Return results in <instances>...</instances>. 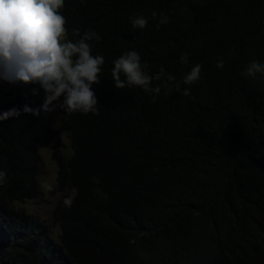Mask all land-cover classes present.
Instances as JSON below:
<instances>
[{
  "label": "trees",
  "instance_id": "trees-1",
  "mask_svg": "<svg viewBox=\"0 0 264 264\" xmlns=\"http://www.w3.org/2000/svg\"><path fill=\"white\" fill-rule=\"evenodd\" d=\"M160 13L169 22L157 29ZM61 14L67 39L79 38L74 28L102 38L91 42L105 59L93 85L99 114L62 110L71 152L54 140L57 238L15 207L40 195L50 113L0 121V264H264V76L242 75L264 63V0H65ZM134 16L147 26L133 28ZM130 50L150 76L175 78L153 80L155 103L114 86L113 61ZM196 64L201 79L183 84ZM44 99L39 85L0 79V114Z\"/></svg>",
  "mask_w": 264,
  "mask_h": 264
},
{
  "label": "clouds",
  "instance_id": "clouds-1",
  "mask_svg": "<svg viewBox=\"0 0 264 264\" xmlns=\"http://www.w3.org/2000/svg\"><path fill=\"white\" fill-rule=\"evenodd\" d=\"M64 3L65 0H0V79L11 84H36L45 94L40 108L33 109L27 105L22 109L12 108L0 114V121L19 118L22 113L39 116L41 111L50 113L56 108L66 114H99L93 85L100 83L101 66L105 59L92 54L91 42H99L102 38L92 29L81 35L74 28L72 35L79 38L67 39V20L61 14ZM156 16L154 11L152 18ZM130 19L133 28L142 30L148 24V18L144 16ZM168 22L169 17L160 13L156 28ZM187 62L188 53L185 52L180 56V63ZM113 64L111 76L115 88H142L152 96L153 103L161 92V87L152 86L153 80L166 78L169 83L175 80L171 73H165L163 69L150 76L145 71L147 65H142L139 53L134 50L123 53ZM224 65L225 61L218 58L216 67L223 68ZM201 70L202 65L193 66L184 76L183 84L192 85L199 81ZM257 74L264 76V63L252 61L242 73L251 77ZM175 88L180 95H190L189 88L181 89L180 84H175ZM33 94H37L36 89H33ZM4 177L5 173L0 171V182ZM77 194V190L72 189L63 203L70 208Z\"/></svg>",
  "mask_w": 264,
  "mask_h": 264
},
{
  "label": "rangeland",
  "instance_id": "rangeland-1",
  "mask_svg": "<svg viewBox=\"0 0 264 264\" xmlns=\"http://www.w3.org/2000/svg\"><path fill=\"white\" fill-rule=\"evenodd\" d=\"M61 102L63 97L60 98ZM56 103V102H54ZM49 124L54 131V139L51 140L47 146L39 147L38 154L40 156L39 172L37 181L40 187V195L27 199L23 202H16L15 207L17 209L25 211L26 214L42 220L52 235L57 238L59 234V226L53 221V209L60 201L61 192L56 189V170L57 166L51 159L52 145L55 139H59L62 146V150L66 156L70 155V143L65 130L62 128V109L56 108V110L50 112L48 117Z\"/></svg>",
  "mask_w": 264,
  "mask_h": 264
}]
</instances>
